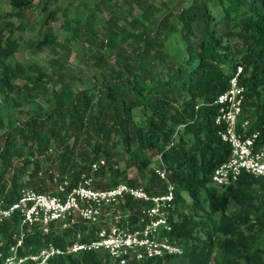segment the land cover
<instances>
[{
	"label": "trees",
	"instance_id": "1",
	"mask_svg": "<svg viewBox=\"0 0 264 264\" xmlns=\"http://www.w3.org/2000/svg\"><path fill=\"white\" fill-rule=\"evenodd\" d=\"M208 1L214 2L218 18L208 8ZM7 4L17 17L31 8L30 0H7ZM41 11L46 12L45 2ZM169 17L165 14L156 21L151 35L131 33L113 23L106 35L109 47H115L119 34L121 45L133 46L127 50L132 52L131 57L120 55L115 60L110 80L103 78L91 87L72 92L70 81L59 78V90L49 92L53 106L50 111L31 115L5 129L0 145V207L13 203L25 185L46 192L49 183L37 175L39 171L67 174L72 186L99 158L104 166L96 174L102 176L110 170L112 178L105 183L94 182V188L107 189L122 182L149 194H161L164 183L147 169V155L152 151L158 154L173 185L172 234L183 242L184 253L142 264H264L260 181L242 174L224 190L210 183L211 173L229 154L228 145L217 134L220 126L214 122L217 108L212 102L226 88L236 65L241 66L240 83L244 88L240 120L248 122L247 134L258 131L259 140H264V0H188L187 6L173 15V21ZM47 19H52L51 12ZM129 26L135 27L136 23L129 22ZM11 28L10 22H0V88L9 90L14 88L10 82L24 74L19 64L3 62L17 50ZM171 34L183 45L169 56L162 49L164 38ZM93 35L88 28L87 36ZM59 46L56 37L47 31L35 48ZM168 58L172 59L169 64ZM94 60L103 65L101 56ZM36 77V83L22 85V91L45 96L44 85L38 84L44 73ZM23 147L28 157L13 166V159H20ZM122 156L127 157L126 166L111 170L109 161ZM44 158L51 166L42 165ZM128 167L136 170L139 182L126 176ZM27 169L28 180L21 184L18 175ZM126 205L138 206L129 200ZM15 221L0 225L3 254L11 242ZM80 228L85 227L75 226L43 239L34 232L24 239V245L35 249L43 241H50L63 249V237L71 241L72 232ZM49 264L113 263L105 255L83 253L56 257Z\"/></svg>",
	"mask_w": 264,
	"mask_h": 264
},
{
	"label": "built area",
	"instance_id": "2",
	"mask_svg": "<svg viewBox=\"0 0 264 264\" xmlns=\"http://www.w3.org/2000/svg\"><path fill=\"white\" fill-rule=\"evenodd\" d=\"M241 66L236 65L227 78L226 88L212 104L217 112L214 122L220 126L218 137L229 147L225 162L210 175V183L219 190L232 186L242 174L260 181L264 203V140L259 132L246 133L248 122L240 120L244 88L240 83ZM50 153V149H48ZM104 166L99 158L89 164L88 173H81L69 186L67 174L52 170L45 174L51 186L46 192L22 188L9 206L0 207V225L15 219L0 264H49L56 257L83 253L105 255L113 264H142L164 258L179 257L184 244L172 234L174 190L167 171L157 159L153 174L164 183L161 194H149L141 187L117 183L107 189L93 187V175ZM136 202L128 207L126 201ZM70 239L63 237L64 248L43 241L37 248L24 245V239L36 232L42 239L72 229Z\"/></svg>",
	"mask_w": 264,
	"mask_h": 264
},
{
	"label": "rangeland",
	"instance_id": "3",
	"mask_svg": "<svg viewBox=\"0 0 264 264\" xmlns=\"http://www.w3.org/2000/svg\"><path fill=\"white\" fill-rule=\"evenodd\" d=\"M30 1L31 8L21 11L20 17H17L12 15L14 11L8 6L7 0H0V22L12 24V36L17 42L16 52L3 62L11 66L19 64L24 72L23 77L10 82L14 86L12 90L0 88V145L7 127L21 124L34 114L41 116L53 108L49 92L59 90L61 83L59 78L69 80L72 92H77L91 87L103 78L110 80L113 77V71L116 69L115 60L120 55L131 57L132 52H127V50L133 46L132 43L127 48L121 45L119 34L114 42L115 47H109L106 35L113 23L131 33L143 32L151 35L156 21L165 14H170L169 19L173 21V15L185 8L188 0ZM43 2L46 3V12L41 11ZM214 5L213 1L207 2L211 13L215 18H218V13L213 10ZM50 12L52 19L46 20L47 14ZM129 22H135L136 26H129ZM17 26L23 28L18 30ZM88 28L93 31L94 35L91 37L87 36ZM47 31L56 37L60 46L36 49V43ZM164 39L165 47L162 51L169 56H172L183 45L175 34ZM154 48L156 49V46ZM98 56L102 58V66L93 63L94 58ZM170 62L172 59L168 58L167 63ZM37 73H44L42 82H38V84L44 85L43 87L47 91L45 96L36 91L28 94L22 91V85L29 87L31 83H36ZM21 95H23V99L20 98ZM4 98H6L5 102ZM15 101L19 102L18 106L14 105ZM116 150L119 151L120 148L117 147ZM27 157L28 151L23 147L20 159H13V166L18 164L22 158ZM45 158L42 162L46 163ZM157 159H159L158 154L152 151L148 152V170H152L156 166ZM127 162L126 156H122L118 160L114 157L109 161V166L111 170L115 167L123 169ZM45 163L42 165L51 166V164H47L49 162ZM125 172L128 178L131 177L139 182L138 174L133 167H128ZM28 173L27 169L18 175L21 184L27 182ZM11 174L12 171L7 175V179ZM41 178L44 179V177ZM111 178L110 170H106L102 176L96 173L93 175L95 183L99 180L105 183ZM47 186L48 190H51L50 184ZM24 188H28V186L25 185ZM168 264H179V262L174 261Z\"/></svg>",
	"mask_w": 264,
	"mask_h": 264
}]
</instances>
